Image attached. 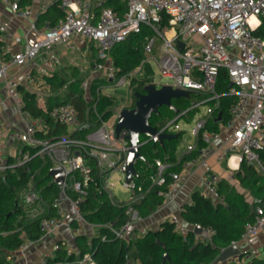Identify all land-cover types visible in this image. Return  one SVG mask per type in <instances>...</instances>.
Segmentation results:
<instances>
[{"label":"built area","instance_id":"obj_1","mask_svg":"<svg viewBox=\"0 0 264 264\" xmlns=\"http://www.w3.org/2000/svg\"><path fill=\"white\" fill-rule=\"evenodd\" d=\"M36 2L38 0H30ZM122 5L121 10L107 6L110 2ZM8 7L11 15L18 19L29 20L33 17V6L22 8L16 0H0ZM58 5L62 16L54 22L45 21L40 33L37 32L36 18L29 23L27 34L13 35L0 21V81L3 82L8 97L13 101L23 129L18 138L23 148L16 152L12 163L2 161L0 155V172L20 167L37 158L48 161L51 168L63 169V182L58 186V196L52 202L53 215L48 216L49 206L43 201L40 191L31 181L25 186L21 200L28 208L30 219H39V236L36 239L24 240L9 258L11 264H48L55 257L59 248L64 247L68 254H75V264H97L91 253L79 254L67 248L61 233L71 224L77 228L90 226L97 230L104 229L115 240L129 242L134 236H143L147 229L140 227L143 220L133 204L142 200L153 186L165 184V174L172 164L155 160V173L150 178V186L143 189L133 181L125 182L127 150L129 143L127 131L114 132L119 112H113L107 120L102 119L92 110L99 122L98 126L89 130L83 137L77 133L83 127L75 108L63 103L50 109L48 119L66 129V133L48 137L52 129L44 118H33L23 107L18 92L19 83L10 75V69L27 68L41 64L38 70L46 74L48 70L59 65L57 48H74V44L82 41L96 47V60L91 64L93 73L100 72L110 89L128 87L131 73L117 76L110 51L130 35L140 34L142 27H147L152 35L146 40L144 52L147 58L144 63L152 61V53L156 42L159 59L153 58L162 78L169 79L173 89L194 93L200 96L190 109L203 106L205 112L199 118L190 134L195 141H201L205 147L201 153L207 154V145L218 133L205 130L207 120L218 107L220 95L216 92L219 73L226 72L229 89L228 96L235 102L228 110L225 128L229 131V142L223 152L225 156H233L237 162L244 161L248 165L258 167L264 174L257 152L264 146V37L255 36L261 19H264V0H51ZM253 19L254 21H251ZM165 24L162 26V22ZM29 33H37L38 38L30 41ZM21 49L14 46L21 44ZM178 43H182L181 49ZM31 80L29 75H26ZM106 84V85H108ZM89 82L84 80L80 88L85 92ZM101 95V89H97ZM185 116L182 112L165 122L158 133L179 131L178 120ZM217 121V120H216ZM220 121V120H219ZM149 142L140 141L138 146ZM194 146H187L191 151ZM204 170L203 180L209 193L223 200L217 194L220 177L208 165L199 160ZM189 162H185L187 167ZM50 168V169H51ZM121 176L122 186L128 190L126 200H119L110 183L112 176ZM52 180V179H51ZM52 182H54L52 180ZM94 188L98 195L104 194L109 202L124 207V222L118 226L111 223L91 224L84 218L81 204ZM167 201L176 196V184L171 182L162 193ZM69 206L70 215L65 206ZM179 213L182 207L179 208ZM47 215V216H45ZM43 216V217H42ZM42 217V218H40ZM168 222L174 231L186 240L193 228H188L179 215H171ZM138 226V227H136ZM264 231V211L260 207L254 209V218L245 224L241 236L243 241H250ZM214 231L204 229L201 241L210 243ZM107 234L100 235L102 242ZM240 254L219 264H245L254 258L264 256V244L240 248ZM42 248L36 262L29 261L31 249ZM127 264V263H126Z\"/></svg>","mask_w":264,"mask_h":264},{"label":"trees","instance_id":"obj_2","mask_svg":"<svg viewBox=\"0 0 264 264\" xmlns=\"http://www.w3.org/2000/svg\"><path fill=\"white\" fill-rule=\"evenodd\" d=\"M109 4L118 11L122 9V5L117 2L112 1ZM45 14H42V19L47 18L50 22H54L62 16V11L57 4L53 3ZM165 22L163 20L162 26ZM254 35L264 37V19H261ZM148 37H151V31L147 27H142L140 34L130 35L112 48L110 56L116 68L117 76L131 73L143 62L144 46ZM72 70L74 71L73 68ZM145 70V75L152 74L149 64H146ZM80 82L81 80L70 82L66 86L63 100H56L54 105L56 107L63 103H69L75 108L79 121L83 125L77 136L82 138L84 134L99 124L91 107L93 103H96V114L104 121L111 116L115 102L110 97L97 95V89L101 84H106V81L93 80L89 85L87 97L84 96V91L80 89ZM140 82L132 91V97L135 101V94L144 93V87L151 84L150 78L146 82ZM64 84L65 81L61 79L51 82L52 88L55 90H59ZM228 89L229 82L226 72L221 70L216 86V92L220 95L219 104L207 120L205 130L216 133L218 132V124L226 122L228 110L235 102L233 96L227 95ZM194 97L200 99V96L194 93H189L186 97L172 99L171 104L176 111L174 112L167 107L164 108L165 111H161L159 108L158 116L161 121L154 126L150 118L151 126L159 130L165 122L182 112H185L184 118L189 122L190 118L198 111V108L190 109V100ZM22 101V109L31 117L44 118L47 121L52 128L48 137L66 133L63 126L56 125L48 119L47 113L50 108L52 109V106H49L47 111L40 109L37 106L36 96L29 93L22 94ZM133 107L134 104L130 108ZM218 113L221 114L220 121H216ZM171 134H175L176 137L165 140L163 146L153 145L149 141L139 147L141 159L135 161L134 167L137 175L133 179L137 186L143 189L150 186V178L155 173V160L171 162L174 159L173 153L179 143L182 131ZM257 155L261 166L264 168V146L257 152ZM12 161V159H8V163H12ZM50 168L51 164L48 161L34 158L25 165L0 172V264H11L9 258L18 246L24 240L36 239L39 236V219L28 217V208L23 205L21 200V192L32 178L43 201L49 206L47 215H53L51 204L57 198L59 190L58 186L48 176ZM174 172L175 169L172 166L165 174L164 185L153 186L142 200L133 204L141 217L149 216L161 205L162 193L166 192L167 184L173 181ZM234 177L256 199L254 208L260 207L264 211V175H261L254 166L242 161ZM217 194L223 198L224 204L213 205L209 198L195 192L191 196V204L183 206L180 213L182 221L187 225H198L202 229H212L214 233L210 243L203 244L196 240L192 232L188 234L186 240H183L174 231L173 225L165 221L156 231H149L143 236H134L129 242L115 240L104 229H100L98 236L89 242L84 237L77 238L78 252L79 254L91 253L97 264H126L131 248L135 249L136 257L142 264H213L222 249L241 239L245 224L252 222L254 218V213H250L249 205L244 198L236 193L227 182L220 181ZM81 210L84 218L91 224L111 223L113 226H118L125 220L124 207L118 208L112 205L104 194L98 195L94 188L91 189L89 196L81 204ZM103 234L108 235L104 242L100 240V235ZM164 254L168 255V261H162ZM48 264H75V254H68L66 249L61 247ZM245 264H264V256L254 258Z\"/></svg>","mask_w":264,"mask_h":264},{"label":"crops","instance_id":"obj_3","mask_svg":"<svg viewBox=\"0 0 264 264\" xmlns=\"http://www.w3.org/2000/svg\"><path fill=\"white\" fill-rule=\"evenodd\" d=\"M16 1L22 8L33 6V17L36 18L35 23L37 32L40 33L43 23L49 21L47 18H44L45 20L42 19V14L46 15L45 12H47L52 6L53 3L51 0H38L36 2H31L30 0ZM33 17L29 20L15 18L11 15L8 7L0 2V21L6 25L7 29L13 35L23 36L27 34L29 23L34 20ZM37 38V33L28 34V39L30 41ZM82 43V41L75 43L73 49L62 47L57 48L60 63L55 68L48 70L46 74H42L38 70V66L41 64L40 61H38L35 66L27 68L20 69L12 67L10 69V75L19 83L18 92L21 98L23 93L34 94L36 96L37 106L40 109L47 111L49 106H52V108L55 107L54 102L56 101V97L60 98L61 96L60 94L55 93L61 92L59 90L63 87L66 89V86L70 82L74 80H81V82L87 80L89 84H91V81L93 80L105 81V77L102 73H93L90 69L91 64L96 60V47L91 43L84 42L83 45ZM21 47L22 43L15 45L14 50L21 49ZM80 57H85L87 60L82 61L78 59ZM80 65H82V67H79ZM26 75H29L31 80L28 79ZM60 79L65 81L63 87L59 90L53 89L51 82ZM99 89H101V95L113 98L112 95L102 94L101 87H99ZM87 93L88 90L84 92L85 97H87ZM121 109L122 108L112 109V113L116 111L120 112ZM204 112L205 108L203 106L198 107V111L190 118L189 122L193 120L197 121L199 118L203 117ZM177 123H179V120ZM23 126V122H21L18 117L13 101L8 97L4 84L0 81V155L2 161L8 162L9 158L13 160L16 152L23 148V144L18 138ZM179 131H181V129ZM216 133H218L217 138L212 139L211 143L207 145V154L201 153V149L204 148L205 145L201 141L196 142L194 137H192L193 141L185 146H180V142L177 144L173 153L174 159L170 162L175 169V172L173 173V181L176 184V196L173 200L167 201L163 195L161 205L158 206L149 216L142 217L143 220L139 223L140 227L146 228L147 232L156 231L163 222L168 221V218L171 215L176 214L180 216L181 214L178 211L179 208L191 204V196L195 192L203 197L209 198L213 205L219 203L224 204V200H219V198L212 196L206 188L203 180L204 170L198 162L199 160L204 159L207 161L211 169L220 177V181L227 182L236 193L240 194L249 205V209L253 208L254 213V203L256 202V199L250 191L243 188L240 182L234 177V174L239 170L240 163L237 162L233 156H225L222 158V154L227 148L229 142V131L225 128L224 123L218 124V132ZM189 145L194 146L191 151H187V146ZM187 161L189 162V165L185 167L184 163ZM254 168L261 175H264L258 167L254 166ZM127 198L118 199L126 200ZM65 208L67 214L70 215L69 206L66 205ZM183 223L188 228H194V226H189L185 222ZM203 230L204 229H202L199 235L194 234L196 240L201 241ZM98 231L99 230L90 226L77 228L75 224H71L68 229H65L61 233V238L65 241L67 248L78 251L77 238L84 237V239L89 242L91 239L98 236ZM237 243L240 248L262 245L264 244V231L248 242L240 239ZM41 251L42 248L31 249L29 252V261L31 263L36 262ZM132 253L133 262L130 261ZM128 257L127 264H142L136 257V251L134 248L129 250Z\"/></svg>","mask_w":264,"mask_h":264},{"label":"water","instance_id":"obj_4","mask_svg":"<svg viewBox=\"0 0 264 264\" xmlns=\"http://www.w3.org/2000/svg\"><path fill=\"white\" fill-rule=\"evenodd\" d=\"M182 43H178V48L181 49ZM189 92L173 89L170 85H163L160 88H156L153 84H147L144 87V93H136V101L133 108H122L119 112L117 120L114 126V132L116 135L121 130L127 131V140L129 143V149L127 150V165L125 172V182L129 183L132 177H135V161L141 159L139 153L140 136L144 135L151 141L153 145L158 144L163 146L165 140L175 138V134L158 133L157 130L151 126L149 119L151 116L159 115L158 109L161 106H165L170 110L176 111L171 104L172 99L186 97ZM220 113H218L216 120H220ZM49 177L54 181L56 185H60L63 182V169L61 167L51 168L48 171ZM250 212L253 213V208H250ZM200 226L195 225L193 232L196 235L201 233ZM240 254L239 248L235 245H229L222 249L214 260L213 264L223 263L231 257L238 256ZM169 257L164 254L162 261H168Z\"/></svg>","mask_w":264,"mask_h":264},{"label":"rangeland","instance_id":"obj_5","mask_svg":"<svg viewBox=\"0 0 264 264\" xmlns=\"http://www.w3.org/2000/svg\"><path fill=\"white\" fill-rule=\"evenodd\" d=\"M107 6L109 7H112L110 6V4L108 3ZM144 27V26H143ZM152 35V33H151ZM83 45V43H82ZM160 45V40H158L156 42V46L154 47V50H153V53H152V61L149 63V65L151 66V69H152V74L147 76L145 75L146 73V70H145V66H146V63H144L145 59L147 58V54H145L144 52V60L143 62H141V64L135 68L132 72H131V78H130V81H129V86L126 88V87H122V88H119V89H116V90H111L110 89V85L108 84V82L106 81V84L108 85H104V84H101L100 87L102 88V94L104 95H112L113 98L112 100L115 102V106L113 108L114 109H118V108H130L133 104H134V98L132 97V91L135 90V86L138 84V83H141L140 81H147V79L150 78V81L151 83L158 89L160 88V86H163V85H167V84H170V80L169 79H165V78H162L158 72V69L156 67V62L153 58H157V60L159 59L160 55H159V52H158V49L157 47ZM77 58V57H76ZM80 60H87V58L85 57H80L78 58ZM82 64V63H80ZM79 67H82V65H80ZM90 78V77H89ZM93 78V77H91ZM93 80V79H91ZM92 82V81H91ZM65 90V87H63L62 89H60L59 91L61 92H56L55 94H60V98H58L60 101L63 100V97H64V91ZM56 99V100H58ZM200 99L198 97H194L190 100V104L192 106V104L194 102H198ZM61 103V102H60ZM166 108L165 106H161L160 109L161 111H165ZM150 121L154 124V126L161 121V118L157 115H152ZM195 123H196V120H193L191 122H187L183 117L181 119H179V127L182 131V134H181V137L179 139V145L180 146H185L189 143H191L193 141V138L192 136L190 135V130L195 126ZM225 124V123H224ZM148 138L144 135H141L140 136V141L141 140H147ZM110 183H112L114 185V189H112V191L114 192V194L117 196V198L119 199H125L128 197V190H125V188L122 186V182H121V176L120 174L118 173H115L111 180H110ZM23 192V191H22ZM22 192H21V195H22ZM132 255L133 253L131 254V258H130V261L133 262V259H132Z\"/></svg>","mask_w":264,"mask_h":264},{"label":"bare ground","instance_id":"obj_6","mask_svg":"<svg viewBox=\"0 0 264 264\" xmlns=\"http://www.w3.org/2000/svg\"><path fill=\"white\" fill-rule=\"evenodd\" d=\"M251 21H254L253 19H251Z\"/></svg>","mask_w":264,"mask_h":264}]
</instances>
